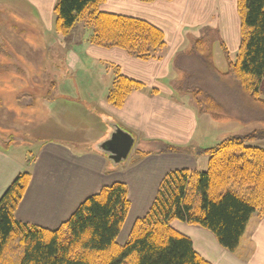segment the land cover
<instances>
[{
	"label": "crops",
	"instance_id": "1",
	"mask_svg": "<svg viewBox=\"0 0 264 264\" xmlns=\"http://www.w3.org/2000/svg\"><path fill=\"white\" fill-rule=\"evenodd\" d=\"M6 1L0 0V4L12 7ZM57 1L13 0L15 6L23 5L25 10L24 18L19 19L18 15L15 18L35 27L47 24L43 21L47 15L49 25L53 27L52 9ZM13 8H10L11 12L15 10ZM102 8L158 26L165 34L166 46L159 58L142 59L116 46L108 48L92 43V33L81 28L73 46L77 53L74 52V56L80 61L68 63L66 68L75 73L73 78L68 76L75 82L74 89L80 78L83 79L84 96L44 98L48 109L45 107L42 120H47L48 124L34 130L32 145L28 143L29 139L22 137L26 136L25 132L20 139L7 135L0 138V198L20 173L30 171L32 178L16 209V218L56 230L85 199L117 181L125 182L131 208L118 237L119 243L125 244L135 221L152 207L168 172L208 168V156L202 149L222 139L219 140L215 129L213 132L217 136H208L205 131L207 118L181 86L189 76L192 63L184 56H193L194 41L205 34L206 26L217 29V35L226 43L227 49L238 50L241 25L236 0H105ZM46 35H39L29 42L34 43L36 49L48 52L56 41H64L62 36ZM43 57L51 59L46 54ZM51 67L49 63L45 69ZM28 68L34 73H42V70L33 71L32 64ZM118 71L142 84L127 96L121 107L106 99ZM21 73L25 72L21 70ZM14 75L18 76V73ZM60 80L59 88L70 84L65 79ZM53 87H56L54 83ZM200 119L205 125L201 130ZM22 123L27 121L19 125ZM115 124L135 137L133 154L117 166H113L108 154L99 146L110 137ZM26 145H31L35 151L29 154L24 150ZM170 145L180 146L185 151L171 152L168 150ZM253 145L264 148V138ZM171 225L192 238L195 250L211 264H264V217L254 215L249 219L234 252L224 249L217 237L203 227L178 220Z\"/></svg>",
	"mask_w": 264,
	"mask_h": 264
},
{
	"label": "trees",
	"instance_id": "2",
	"mask_svg": "<svg viewBox=\"0 0 264 264\" xmlns=\"http://www.w3.org/2000/svg\"><path fill=\"white\" fill-rule=\"evenodd\" d=\"M104 2L58 0L52 9L54 32L66 40L74 36L78 26V33L81 28L90 29V41L98 46H116L142 59L159 58L166 46L163 30L141 18L106 12L101 8ZM236 2L241 25L238 53L234 60L229 58L227 72L215 69V73L230 82L238 97H248V112H257L249 118L264 122L260 93L264 81V0ZM206 27L192 48L193 55L203 62L197 68L201 75L189 74L181 86L193 95L201 113L219 119L226 113L215 97L221 92L215 95L210 90L212 85H206L202 78L206 67L210 69L213 40L208 33L214 30ZM76 37L74 41H78ZM222 45L228 54L229 49ZM116 77L106 99L121 107L142 84L120 71ZM231 100L234 108L243 107ZM261 138L264 128L232 134L202 149L208 156L207 169L168 172L152 207L135 221L125 244L118 241L131 208L125 182L117 181L94 193L66 222L52 230L16 218V209L32 178L25 170L0 198V264H211L195 250L193 239L171 224L178 220L203 227L224 249L236 251L249 219L254 215L264 217V148L253 145ZM168 150L182 151V147L170 145Z\"/></svg>",
	"mask_w": 264,
	"mask_h": 264
},
{
	"label": "rangeland",
	"instance_id": "3",
	"mask_svg": "<svg viewBox=\"0 0 264 264\" xmlns=\"http://www.w3.org/2000/svg\"><path fill=\"white\" fill-rule=\"evenodd\" d=\"M6 3L12 7L0 4V138L2 139L7 135L8 137L15 136L14 139H20L25 132L26 136L22 137L29 139L30 142L28 143L32 145V141L35 140L33 139L34 130L38 129L39 126L43 129L46 124H48L47 120H42L45 115V107L48 109V106L44 105V98L51 99L60 96H72L73 98H78L84 96L83 79L80 78L78 85H75L76 88L74 89L73 84L75 82L70 78H73L75 73L72 71L70 72L68 70L69 68H66L68 63L72 65L73 63H76L77 60L78 62L80 61L78 57L74 56L76 50L75 47H73L75 46V36H78L80 32L78 33L79 28L77 26L76 33H74L73 37L67 38L66 40L62 37L64 41H56L52 48H48V52L47 50L40 51V49L34 47V43L32 44L29 41L32 39L36 40L39 35L41 37L44 34L51 37H55L56 35L60 36V34L54 32V27L49 25L50 22L47 20V15L43 20L47 24H39L35 27L28 26L27 22L23 23L19 20L20 18H24L22 16L23 11H25L23 10V5L20 6L18 4L15 6L13 0H8ZM10 8L15 10H12L11 12ZM103 9L104 8H102V10ZM17 15L19 19L15 18ZM50 27L52 30L49 31V35L47 31ZM213 29L212 32L208 33V38L211 39L210 41L213 40L210 45L212 54L211 60H209L210 69L206 67L205 72L203 71L206 76L203 74L202 78H205L203 82L206 83V85H212L213 88L210 89L209 85V89L214 92L215 95L216 93L219 94L221 92L219 96H224V98H220L219 96L214 95L218 101H221L226 113L224 117H220L219 119L213 118L210 113L202 114L204 118H207L208 120V122L205 121V131L208 133V136L210 138L216 137L217 134H214L213 132V129H215V131L219 133V140H221L232 135L234 132L244 134L260 129L264 126V122L258 118H249L250 116L256 115L257 112H248V104L251 105L248 97H238V91L230 84V82H228L227 79L225 81V78L219 73L216 77L217 73H215V69L221 73L227 72L229 58L234 60L238 50L229 49V53L227 54L222 45L223 41L219 38V35H217V29ZM27 42L31 45L27 44ZM67 43L68 46L65 45ZM224 44L225 47H227L226 43ZM65 49L70 51H64ZM45 54L48 57L51 56V59L47 58L45 60L43 57ZM194 55L192 57H184L188 58L189 63L192 62L191 64L194 67L196 66V72L194 67L190 66V71L188 73L191 74V76L194 75V77H199L201 74L197 71V68L200 66L202 67L203 62L195 53ZM49 63L52 64V67L47 68L46 70L45 67L47 65L49 66ZM31 64L33 71L42 70V73L32 72V69L28 68ZM21 70L25 73L22 74ZM16 72L18 73V76L14 75ZM79 74L82 75V71H80ZM68 76L70 78H68ZM208 78L209 83L207 82ZM60 79L67 80V82L71 84V87L70 84H66L62 88H59L58 82H61ZM53 83L56 85L55 89ZM262 83L260 93L264 99V81ZM209 89L207 90L210 91ZM224 90L225 92L223 94ZM232 94H235V96H232ZM189 95L191 99H193V95ZM231 98L235 103H241V106L243 107L234 108L231 104ZM20 101H22L21 104L19 103ZM29 103H32L33 105L31 106ZM11 108H13V110H11ZM210 119H212V121ZM25 120L27 123H22L20 126L19 123ZM200 121L201 125L199 130H201V127L205 126L202 123V119H200ZM5 127L8 128V130H6ZM17 129H21V131H18ZM11 130H13V132ZM197 133L200 134L199 131ZM31 145H26V149H24L25 151H28L29 154L35 151ZM132 152L128 158L133 154Z\"/></svg>",
	"mask_w": 264,
	"mask_h": 264
},
{
	"label": "water",
	"instance_id": "4",
	"mask_svg": "<svg viewBox=\"0 0 264 264\" xmlns=\"http://www.w3.org/2000/svg\"><path fill=\"white\" fill-rule=\"evenodd\" d=\"M112 128L110 137L99 146L103 152L105 151L108 154V159L113 166H117L128 160L127 158L134 148L135 137L117 124L112 125Z\"/></svg>",
	"mask_w": 264,
	"mask_h": 264
}]
</instances>
